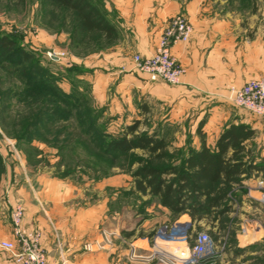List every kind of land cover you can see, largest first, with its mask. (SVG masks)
<instances>
[{"label":"rangeland","instance_id":"obj_1","mask_svg":"<svg viewBox=\"0 0 264 264\" xmlns=\"http://www.w3.org/2000/svg\"><path fill=\"white\" fill-rule=\"evenodd\" d=\"M92 1L115 24L116 37L83 30L77 25L76 14L54 0H0V36L15 42L10 51L0 49V155L20 164L21 170L46 175L51 187L65 188L71 193H67L70 201L87 208L97 205L99 215L103 213L99 224L103 230L120 229L128 236L149 237L154 251L158 229L169 226L180 215L174 216L158 197L140 188L133 178V171L140 165L139 158L146 157L143 150L108 151L104 143L121 136L138 122L136 133H156L165 139L171 158L163 162H180L185 152L193 148L192 140L198 137V131H191L190 117L183 119L182 124H169L165 119L159 124L153 113L139 117L137 111L127 118L128 105L117 82L118 68L110 61V50L121 43L126 29L114 7L115 0ZM255 1L264 8V0H218L213 5L219 10L226 6V11L239 12L242 18L232 19L231 24L242 20L245 27L250 23L247 12L255 10ZM181 15L187 18L185 13L176 16ZM136 56L142 57L133 54L134 61ZM33 67L36 79L26 73V69ZM41 69L43 76L49 77L46 80L66 94L73 107L63 102L62 94L60 100L46 84H41ZM44 102L48 110L62 107L66 112L46 110L37 117L38 125H27L29 119H36ZM233 105L230 119L222 129L235 123L249 126L252 133L246 142L245 159L250 158L262 169L233 184L225 213L212 211L202 217H191L194 225L187 234L188 245H193L195 236L202 231L209 233L214 244V249L202 258L204 264H212L211 260L218 262L220 256L235 246L237 232L241 230L244 235L248 222L261 219L258 208L264 214V208L251 197L255 185L263 194L260 183L264 182V118ZM161 111L166 113L169 107H162ZM81 112L85 117H80ZM206 117L207 114L204 121ZM26 126L29 132L17 138ZM162 161L156 160V164ZM75 194L78 196L74 197ZM158 242L167 251L181 253L163 241ZM250 263L264 264V254L242 260V264ZM231 264L235 262L231 260Z\"/></svg>","mask_w":264,"mask_h":264},{"label":"crops","instance_id":"obj_2","mask_svg":"<svg viewBox=\"0 0 264 264\" xmlns=\"http://www.w3.org/2000/svg\"><path fill=\"white\" fill-rule=\"evenodd\" d=\"M217 1L113 2L127 33L110 50V61L118 68L119 89L128 105L127 118L137 111L139 117L153 113L159 124L163 119L169 124H182L183 119L190 117L191 131H198V137L192 140L195 149H200L203 143L215 148L227 128L240 125L229 124L222 129L234 107L229 100L230 85H242L264 75V8L255 1V10L247 12L250 23L243 27L242 20L231 24L232 19L242 18L240 13L226 11V6L216 9L213 3ZM179 13H185L193 27L190 41L175 42L171 48L185 70L182 82L178 85L161 80L152 82L136 68L133 54L153 56L163 28ZM165 106L169 107L166 113L161 111ZM20 166L0 155V240L15 239L11 209L20 205L24 210V227L41 233V244L50 264H164L151 251L149 237L128 236L120 229L103 230L99 225L103 213L99 215L97 205L87 208L70 201L67 189L51 187L46 175L28 173ZM255 188L251 197L264 208L261 190L257 185ZM257 211L262 219L263 211L260 208ZM261 219L248 222L244 235L238 231L235 246L220 256L218 262L211 260L212 264H231V260L242 264L243 259L252 260L264 254ZM193 225L191 216L182 213L169 226L158 229L157 239L173 250L185 251L187 234ZM0 264L18 263L10 252L0 248Z\"/></svg>","mask_w":264,"mask_h":264},{"label":"trees","instance_id":"obj_3","mask_svg":"<svg viewBox=\"0 0 264 264\" xmlns=\"http://www.w3.org/2000/svg\"><path fill=\"white\" fill-rule=\"evenodd\" d=\"M54 1L58 6L72 10L77 16L78 27L83 30L98 31L104 33L107 38L117 36V27L94 1ZM14 43L13 40L0 36V49L10 51ZM43 70L41 69V84H46L51 93L57 95L60 100L62 94L63 102L73 107L68 96L46 80L49 77L43 76ZM26 71L28 76H34L36 79L34 67ZM45 104L44 102L36 119H29L27 125H38L37 117L49 109L45 107ZM48 111L66 112L62 107ZM85 115L80 113L82 118ZM137 127L138 122L130 125L121 136L111 138L104 145L108 151L129 153L135 149H141L146 153L145 158H139L140 165L133 171L132 176L140 188L158 197L159 202L174 216L188 213L194 219L212 211L216 214L225 213L229 209V193L233 184L241 183L248 174L262 169L250 158L245 159L246 142L252 133L249 126L245 124L231 125L227 128L218 138L215 148H210L203 143L200 149H188L180 162L174 160L163 162L162 160L171 158L165 139L157 136L156 133H136ZM72 128L75 129L74 126ZM92 131V127L88 128V132ZM28 132L29 128L26 126L17 138H23ZM156 160H161L162 163L156 164Z\"/></svg>","mask_w":264,"mask_h":264},{"label":"built area","instance_id":"obj_4","mask_svg":"<svg viewBox=\"0 0 264 264\" xmlns=\"http://www.w3.org/2000/svg\"><path fill=\"white\" fill-rule=\"evenodd\" d=\"M192 32V24L186 17H174L163 30L154 55L146 58L136 56V68L151 81L180 84L185 70L177 64L171 48L175 42H188ZM229 99L236 106L264 118V75L252 78L242 85H230ZM260 187L263 188L260 200L264 203V182L260 183ZM11 218L15 239L0 240V248L10 252L18 264H50L47 252L41 244V233L24 227L23 207L15 206ZM153 242V252L164 264H201L202 258L214 249L212 239L206 231L195 236L193 245H188L186 240L187 249L181 253L162 248L157 237Z\"/></svg>","mask_w":264,"mask_h":264}]
</instances>
